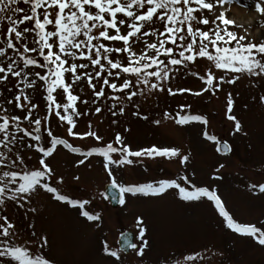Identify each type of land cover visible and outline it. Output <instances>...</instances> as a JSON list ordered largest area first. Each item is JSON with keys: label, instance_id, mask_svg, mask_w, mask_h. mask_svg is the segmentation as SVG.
<instances>
[{"label": "rangeland", "instance_id": "1", "mask_svg": "<svg viewBox=\"0 0 264 264\" xmlns=\"http://www.w3.org/2000/svg\"><path fill=\"white\" fill-rule=\"evenodd\" d=\"M240 1H243L246 7L249 4L251 8L254 7L253 15L250 14L244 20L233 19L224 4H218L213 13L206 12L205 15L209 19H215L224 12L227 18L234 20L237 25L231 27V31L238 35L246 34L250 42H264V16L255 12L256 0ZM19 7L30 14V6L25 5L22 0ZM7 26V21L0 22V47L5 46ZM155 28L163 31L159 22ZM33 37L34 33L29 35L24 43L29 47L35 46L32 43ZM144 39L156 42L157 37ZM16 43L22 51L20 42ZM104 43L109 47L121 46L120 42ZM134 50L139 54L143 45L134 40ZM26 55L43 62V58L37 53ZM8 57L18 59L13 50H7V54L0 57V66L9 62ZM112 58L127 63L126 54L124 57L112 54ZM76 62L87 63L79 59ZM19 67L23 68L22 62ZM25 71L29 79H36L35 72L44 74V70L38 67H30ZM88 71L94 70L90 67ZM197 71H206L204 60H198L196 65L179 66L170 80L161 83L164 91L150 90L149 87L138 85L130 90L137 92L131 101L127 99L129 90L123 93L114 91L98 79L93 80L97 90L100 87L105 89V96L99 99L87 86L86 78L75 84L73 94L80 97L77 108L87 115L74 117L77 125L74 132L85 133L90 124L91 130L96 131L103 138L102 141L91 137L80 139L77 136H68L66 121H59L54 114L47 111L43 87L35 91L24 88L23 77H9L7 81L0 82V114L7 109L8 115L20 116L21 127L27 128L33 136L40 137L39 141L32 140L31 136L24 137L23 141L14 146L10 145L11 153L0 146V151L8 155L9 161L15 159L16 154L22 156L25 161L16 168L0 166V176L4 171L22 172L25 168L35 170L39 167V159L43 158L52 169V176L46 179V182L71 199L90 201L86 210L101 216L98 221H87L79 214L78 208L56 201L51 194L40 189L30 198L25 196L18 202L6 201L4 206H0V215H6L16 226V242L26 243V246L31 248L35 246L34 241L46 237L48 243L44 253L54 264H264V246L227 229L222 217L206 198L201 201H182L175 190H168L156 197H133L125 194L126 202L117 208H111L104 195V186L111 183V178L102 166V157L95 154L87 158L73 155L62 145H57L52 156L47 158L37 151L38 147L50 146L48 131L57 138L67 139L73 147H78L81 151L103 147L108 143L120 148L121 145L114 143L117 133L133 151L153 145L158 148H176L180 153L178 157H130L133 160L131 165H112L117 184H155L162 179H175L182 186H186L180 177L187 176L196 186L215 190L226 210L237 222L264 226V194L259 193L258 188L253 191L250 187L252 184L264 183V101L260 99L264 96V79L244 74L237 83L224 84L221 86L222 90L216 91L215 94L206 92L196 96L192 94L193 91H201L205 87L199 77L193 75ZM80 74L83 75V70ZM66 75L67 82L71 83V75ZM132 80L135 83V77H132ZM110 81L118 85L123 83V80L115 78H110ZM151 82L156 81L153 79ZM39 83L42 82L38 81ZM168 88L177 94L169 95ZM20 89H24L31 102L38 105V109L33 110V119L42 120L39 132L36 131L37 126L34 123L29 124L23 120L26 112L7 104V100L20 94ZM179 89L191 91L181 94ZM228 93L234 98L232 115L242 126L240 132L235 131L233 121L227 120ZM54 96L58 101L66 102L62 90L54 92ZM113 96H119L120 99L113 100ZM85 100L88 101L87 105L83 103ZM23 103L28 106L27 101ZM96 107H100L102 111L96 113ZM120 108L124 109L123 114L120 113ZM113 111L116 112L115 116ZM165 113L171 118H165ZM183 115H202L209 123L207 126L199 122L176 124L175 120ZM45 116L50 119H44ZM157 120L160 121L159 124L155 123ZM204 130L210 135H215L220 142H227L231 147L230 153L226 156L219 155L216 151L218 145L203 137ZM9 131L15 132V127H10ZM29 144L32 145L31 148L28 147ZM120 155L117 152L113 153L112 157L117 159ZM184 155H187L189 160L180 163ZM80 159H85L83 165L79 164ZM17 163L19 164V161ZM221 164L224 165L223 168H220ZM60 180L63 182L58 183ZM20 204H23V207H20ZM138 219L143 223L138 224ZM141 228L145 229L143 240L148 242L143 257L137 255L139 247L143 246L140 238ZM125 230L134 233L138 246L128 255L121 253L116 243L118 235ZM33 232L36 236L32 235ZM105 243L110 250L118 252L119 260L103 251ZM189 256L193 259L189 260Z\"/></svg>", "mask_w": 264, "mask_h": 264}, {"label": "snow or ice", "instance_id": "2", "mask_svg": "<svg viewBox=\"0 0 264 264\" xmlns=\"http://www.w3.org/2000/svg\"><path fill=\"white\" fill-rule=\"evenodd\" d=\"M22 2L30 6V14L19 7L21 0H0V22L7 21L8 24L7 39L4 41L5 46L0 47V57L5 56L7 50H13L18 56V59L8 57L9 62L0 66V82L7 81L9 77H23L24 88L35 91L43 87L46 93L43 98L47 104V111L54 114L59 121H66L68 136H77L80 139L91 137L97 141L103 139L96 131L91 130L90 124L89 130L85 133L74 132L77 126L74 117L87 115L77 108L80 97L73 94L74 85L85 78L87 86L92 89L97 99L105 96V89L100 87L97 90V85L93 83L94 79L101 80L103 85L114 91L123 93L129 90L127 95L129 101L137 95V92L130 91L131 89L143 85L150 90L164 91L161 83L170 80L179 66L196 65L198 60L206 62V71L193 73L205 85L201 91L192 93L196 96L206 92L215 94L216 91L222 90V85H234L244 74L264 79V42L259 44L250 42L246 34L238 35L231 31L230 28L237 25L234 20L228 19L224 12L215 19H209L205 15L206 12L213 13L218 4L231 3V0H22ZM255 12L264 16V0H256ZM157 22L162 25L163 31L155 28ZM26 24L31 27H21ZM33 33L32 43L35 46L29 47L24 41ZM153 36L157 37L156 42L144 39ZM134 40L143 45V50L139 54L134 50ZM105 41L120 42L121 46L109 47L104 43ZM16 42H20L22 51L17 47ZM28 53H37L43 58V62L26 55ZM112 54H120L122 57L126 54L127 63H122L120 59L114 60ZM78 59L87 63H77ZM20 62L23 63V68L19 67ZM30 67H38L44 70V74L35 72L36 79H29L25 69ZM90 67L94 70L93 72L88 71ZM81 70L83 75L80 74ZM105 73L107 75H104ZM66 74L71 75V83L67 82ZM132 77H135V83ZM110 78L121 79L123 83L118 85L111 82ZM153 79L156 82H151ZM38 81L42 83L38 84ZM57 90H62L66 102L57 100L54 96ZM167 91L169 95L177 94L171 88ZM178 91L182 94L191 90L179 89ZM111 98L117 101L120 99L119 96ZM260 99L264 101V96ZM24 101L28 102L27 107ZM83 103L87 105L88 101L85 100ZM7 104L26 112L23 120L28 121L29 124L34 123L37 126L36 131L39 132L42 120L33 119V110L38 109V105L31 102L24 89H20V94L15 95L13 99L7 100ZM233 108L234 98L231 93H228L226 96L227 120L233 121L235 131L240 132L242 126L232 115ZM101 111L100 107H96V113ZM123 112L124 109L120 108V113L123 114ZM112 114L115 116L116 112L113 111ZM165 118L171 117L165 113ZM44 119H50V117L45 116ZM20 120V116L8 115L7 109L0 114V136H2L0 146L8 153L12 152L10 145L14 146L23 141L24 137L31 136L34 141L40 140L38 135L33 136L27 128L21 127ZM190 122H199L204 126L209 123L202 115H183L175 120L178 125ZM155 123L159 124L160 121L157 120ZM13 126L15 132H10L9 129ZM17 133L22 135L18 136ZM48 136L51 138L50 146L37 148V151L45 158L52 156L57 145H63L73 153L81 152L80 148L73 147L67 139L57 138L51 131H48ZM203 137L217 145L221 143L207 130L203 131ZM114 143L121 147L117 148L113 143H108L103 147H92L82 155L86 158L94 154L102 157V166L111 178V186L119 190L121 204L126 202L125 194L133 197L137 195L156 197L165 194L168 190H175L182 201H201L206 198L222 217L227 229L264 246V226L237 222L226 210L215 190L198 187L187 176L180 177L186 186H182L175 179H162L155 184H117L112 165L118 167L131 165L133 160L130 157L173 158L178 157L180 153L176 148H158L155 145L133 151L125 145L118 133ZM28 147L31 148L32 145L29 144ZM222 149L225 154L231 151L227 142H223ZM222 149L218 146L216 151L221 152ZM117 152L121 154L120 157L113 159L112 154ZM188 160L189 157L184 155L180 163H186ZM24 163L23 157L19 154L9 161L8 155L0 151V166L16 168ZM84 163L85 159L79 160L80 165ZM38 164L39 167L35 170L25 168L22 172L12 170L3 172L0 176V206H4L6 201L18 202L25 196L30 198L33 193L43 189L51 194L54 200L78 208L79 214L87 221L94 222L101 219L99 213L92 214L86 210V205L90 201L71 199L61 194L57 187L46 182V179L52 176V169L45 159L40 158ZM223 167L224 165L221 164L220 168ZM62 182L60 180L58 183ZM250 187L253 191L258 188L259 193L264 194V183L252 184ZM20 207H23V204H20ZM137 223L142 224L143 221L138 219ZM144 232L145 229L141 228L140 238L143 246L137 251V255L141 257L148 244L146 240H143ZM32 235L36 236V233L33 232ZM17 239L15 224L6 215H0V264H54L44 253L48 243L46 237L34 241L35 246L31 248L26 246V243H17ZM129 246L133 249L137 248L136 244ZM103 251L117 260L120 259L118 252L110 250L107 243L104 244ZM188 259L191 260L193 257L189 256Z\"/></svg>", "mask_w": 264, "mask_h": 264}, {"label": "water", "instance_id": "3", "mask_svg": "<svg viewBox=\"0 0 264 264\" xmlns=\"http://www.w3.org/2000/svg\"><path fill=\"white\" fill-rule=\"evenodd\" d=\"M106 193L111 200V204L113 207H117L119 204V190L117 188H113L111 185L106 187ZM115 197V198H114ZM120 248L123 249L126 253L128 252L131 244H133V236L132 233L126 232L120 235L118 240Z\"/></svg>", "mask_w": 264, "mask_h": 264}, {"label": "bare ground", "instance_id": "4", "mask_svg": "<svg viewBox=\"0 0 264 264\" xmlns=\"http://www.w3.org/2000/svg\"><path fill=\"white\" fill-rule=\"evenodd\" d=\"M226 10L228 14H231L233 19L237 21L244 20L249 17V15H253V8L247 6L242 3L240 0H231V3L225 4Z\"/></svg>", "mask_w": 264, "mask_h": 264}]
</instances>
